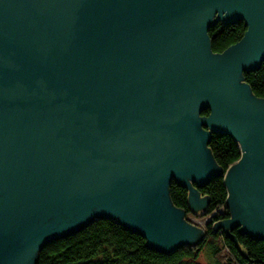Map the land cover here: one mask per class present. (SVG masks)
<instances>
[{
    "label": "water",
    "instance_id": "water-1",
    "mask_svg": "<svg viewBox=\"0 0 264 264\" xmlns=\"http://www.w3.org/2000/svg\"><path fill=\"white\" fill-rule=\"evenodd\" d=\"M219 21L246 31L214 54ZM263 61L264 0H0V264L98 218L156 252L194 247L168 185L198 215L219 178L231 217L213 230L246 257L229 234L264 241V100L240 76ZM211 135L240 149L226 171Z\"/></svg>",
    "mask_w": 264,
    "mask_h": 264
},
{
    "label": "trees",
    "instance_id": "trees-1",
    "mask_svg": "<svg viewBox=\"0 0 264 264\" xmlns=\"http://www.w3.org/2000/svg\"><path fill=\"white\" fill-rule=\"evenodd\" d=\"M245 31L243 22L227 26L221 21L214 23L207 33L212 53H222L240 41ZM240 79L253 96L264 100V61L258 69L242 73ZM202 115L207 116L208 112ZM207 147L215 163L224 171L241 156L230 136L211 135ZM198 193L201 197L205 195L208 203L204 213L194 215L186 201L187 190L178 187L173 180L168 185L171 204L184 211L187 222L189 217H210L194 247L184 244L169 254L156 252L144 246L146 240L138 233L112 219L98 218L78 232L44 245L37 252L34 264H202L199 256L205 248L210 249L211 264H264V241L240 234L239 229L230 231L229 235L235 238L242 254L250 260H258L249 261L236 249L234 239L225 237L222 230H213L215 223L231 217L223 179L211 181L198 189Z\"/></svg>",
    "mask_w": 264,
    "mask_h": 264
},
{
    "label": "rangeland",
    "instance_id": "rangeland-1",
    "mask_svg": "<svg viewBox=\"0 0 264 264\" xmlns=\"http://www.w3.org/2000/svg\"><path fill=\"white\" fill-rule=\"evenodd\" d=\"M210 217H205V218H194V217H189V224L193 225L195 228L199 229L201 232L204 229L205 223L209 220ZM210 249L205 248V250L200 254L199 256V261L202 264H211V260L209 262V257H210Z\"/></svg>",
    "mask_w": 264,
    "mask_h": 264
}]
</instances>
